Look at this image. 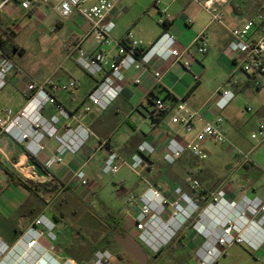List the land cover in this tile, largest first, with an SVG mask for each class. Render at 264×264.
Here are the masks:
<instances>
[{
  "label": "crops",
  "instance_id": "1",
  "mask_svg": "<svg viewBox=\"0 0 264 264\" xmlns=\"http://www.w3.org/2000/svg\"><path fill=\"white\" fill-rule=\"evenodd\" d=\"M96 1L89 0L88 4ZM156 1H158L157 6L155 5ZM56 3L57 0H51L49 4L33 5L30 9H25L22 6V0H10L4 6L0 12L1 22L5 27L14 29L16 32L15 40L21 52L22 47L18 42L22 28L21 21L25 17L31 19L36 15H39L41 19H46L47 14L43 11L44 8L47 9L46 11L49 9L58 12L55 9ZM223 9L225 16L222 24L214 21L211 14L201 8L195 0H118L115 11L116 27L113 30V36L116 39H122L131 31L142 40L144 46H149L164 31H168L175 36L178 47H189L186 57L192 61L191 68L187 70L181 63L163 61L157 57H153L139 69L129 68L122 83L121 94L113 104L107 110L94 109L83 116V124L94 134L85 141L76 153H67L64 162L53 166L45 177H38L33 167L28 164L29 156L24 144L17 142L9 134L0 132V171H5L6 168L13 169L19 174H24L27 171L30 172L29 175L33 179L58 180L74 190L73 173L81 167L92 179L94 190L97 191L99 181L96 177L102 178L99 172L110 149L118 151L127 159H131L137 152L138 145L142 142H148L156 148V151L145 157L142 169H146L150 175L151 173L155 174L153 182L156 188L163 195L172 199L175 197L176 188L180 187L183 190L186 188L187 179L191 177L189 173L195 169V167L191 168V161L195 159L203 161L189 151L185 152L174 164H167L163 158L171 138L190 140L204 124L203 120L198 119L192 132L180 131L178 134L176 133L177 126L171 123L170 110L179 99H184L197 109L206 120L216 122L217 118L222 116L224 131L230 141L245 151H251L249 162L241 163L237 158L238 161L229 164L228 173L231 174V177L237 178V181L232 184L225 177L222 181L223 188L226 190L224 197L232 201L247 194L259 196L264 200V140L258 141V145L250 144L247 135L249 126L257 129L259 120L264 116V106L256 111L249 106L251 108L249 111L252 113L246 118L239 115L234 100L223 110H218L215 106V100L221 90H232L235 94L233 99H235L237 90L246 89L255 80L251 75H246V78L242 77L240 80L233 79L239 70L235 65L234 55L228 47L231 39L229 28L241 26L249 17L264 11V0H231ZM161 10L166 12L165 26L158 23ZM65 19L73 21V27L69 30L66 38L71 55L76 54L78 45L90 53L99 49L95 39L89 34L90 25L83 17L73 13ZM63 22L59 19L57 25L61 26ZM201 32H205L209 43L207 52L203 54L197 52V46L194 43L196 36ZM73 49L75 51L72 52ZM105 50L108 60H111L117 48L110 46ZM20 54L17 55L16 62L27 74L42 84L70 113L76 115L81 113L87 94L95 87L99 78L93 77L92 80L88 79L84 82L79 78L66 81L61 79L58 81L40 80L22 67L18 59ZM213 64L221 66L222 70L227 72L229 76L223 86L217 85L213 89H208L206 77ZM155 72L162 74L161 83L157 82ZM15 74L9 77L7 84L0 92V119L5 116L6 109H11L13 113H17L27 103L24 83L18 82ZM195 75L199 76L198 81L195 80ZM258 78L260 84L257 87L264 88V75ZM73 79L79 80V85L71 91L66 86ZM136 79L140 81L136 82ZM158 98L164 101L167 111L160 119L152 114L155 109V101ZM42 113L46 118L58 115L56 105L51 103L44 106ZM66 123L74 127L77 121L74 117L66 120L60 116L57 127L63 130ZM99 139L106 140V147L96 149ZM207 141L203 143V149ZM59 144L56 138L46 137L41 143V151L33 158L44 167L45 161L57 152ZM253 146L256 148L252 150ZM229 151L231 154H235L232 150ZM209 163L210 165H205V167H213V162L210 161ZM21 165H24V172H21V168H19ZM176 165H180V167L175 168ZM169 170L173 171L174 185L167 184L170 182ZM5 178L4 172H0V236L10 246H14L19 251L23 250L22 238H24V234L32 226L34 220L42 214L55 223L58 233L62 229L65 230L66 227L59 216L47 207H43L37 197L30 204H27L32 191L11 180L10 176L8 184L5 185ZM224 214L223 210L221 212L207 210L202 220L205 224H210L216 219L222 218ZM164 217L167 218L168 216L164 215ZM181 231H184L181 235L186 242L195 241L199 245L204 242V237L198 234L193 227ZM137 233L139 232L136 229L131 231V234L138 239ZM48 241V236H42L30 262H39V264H93L90 260L72 251V243L69 240L59 238L53 241L50 247H48ZM259 255L264 257V249L260 251ZM190 259L195 264L198 262L197 256Z\"/></svg>",
  "mask_w": 264,
  "mask_h": 264
},
{
  "label": "built area",
  "instance_id": "2",
  "mask_svg": "<svg viewBox=\"0 0 264 264\" xmlns=\"http://www.w3.org/2000/svg\"><path fill=\"white\" fill-rule=\"evenodd\" d=\"M10 0H0V12ZM201 8L211 14L214 21L223 24L225 12L223 7L231 0H195ZM51 0H22V6L30 9L33 5L49 4ZM89 0H57L55 9L63 18H68L73 13L83 17L90 25L89 34L95 39L99 49L90 53L81 45L76 49L77 63L92 77H97L98 82L87 94L81 113H70L54 96H52L42 84L27 74L12 58L0 48V92L7 84L12 74L17 76L18 82L24 83V92L27 103L17 113L11 109L5 110V116L0 119V132L12 136L17 142L23 143L27 155L34 157L41 151V143L46 137H54L59 141L57 152L51 155L44 163L47 172L56 164L64 162L67 153H76L85 141L94 133L87 128L82 118L94 109L107 110L120 96L122 83L126 78L129 68L139 69L147 64L153 57L163 61L181 63L189 70L192 61L186 57L189 47L177 46L176 38L168 31H164L149 46H144L141 39L133 32H128L122 39L113 36L116 27V7L118 0H97L88 4ZM158 1L155 5L157 6ZM161 26L166 24V12L161 10L158 20ZM225 26V25H224ZM229 50L234 55V62L238 70L245 75L255 78L257 85L260 84L258 77L264 75V11H260L249 17L241 26L229 28ZM197 52L203 54L208 50V40L205 32L199 33L194 42ZM115 46L117 51L108 60L105 48ZM158 83H161L162 74L155 72ZM195 80L199 76L195 75ZM136 79V82H139ZM79 85V80H71L66 88L71 91ZM235 97L232 90L224 89L218 92L215 106L223 110ZM48 103L56 105L58 115L46 118L42 110ZM165 109L162 99L155 101V110ZM248 110H251L248 107ZM171 123L175 124L176 133L180 131L192 132L195 122L204 121L202 128L190 140L171 138L166 146L163 158L167 164H174L187 151L201 160L207 158L203 149V143L211 140L219 144L230 143L235 147L232 150L239 158V162L247 163L251 160V151H245L233 144L226 135L223 127L224 119L219 116L216 122L203 118L200 112L193 108L186 100L179 99L170 110ZM60 116L69 120L74 117L76 126L66 123L63 130L57 127ZM252 139L264 140V116L259 120L257 129L251 134ZM106 140L99 139L98 147H106ZM256 146L252 147V150ZM156 148L142 142L137 147V152L127 159L118 151L110 149L102 165V173L115 174L124 165L139 174L144 165L146 156H150ZM21 172L24 165H21ZM74 190L83 199L90 198L94 193V183L89 175L80 167L73 173ZM192 190H198V179H187ZM175 197L168 199L162 192L150 185L140 197V209L135 216V229L139 232L138 240L143 245L157 249L159 245L168 242L177 232L192 218L198 210L197 202L182 188L175 190ZM207 208L200 214L199 219L193 224L198 234L204 237V242L198 248L196 256L198 264H214L226 254L227 248L235 243H246L260 254L264 249V200L255 195H242L238 200H227L224 193L213 194ZM207 210L224 211L222 218L210 224L203 222ZM164 215L168 217L165 218ZM48 236V247L57 239L56 225L46 215L36 218L32 226L24 234L22 241L23 250L19 251L10 246L0 236V264H39L30 262L33 252L39 244L42 236ZM32 258V259H31ZM97 264H114L112 255L108 250L98 252Z\"/></svg>",
  "mask_w": 264,
  "mask_h": 264
},
{
  "label": "rangeland",
  "instance_id": "3",
  "mask_svg": "<svg viewBox=\"0 0 264 264\" xmlns=\"http://www.w3.org/2000/svg\"><path fill=\"white\" fill-rule=\"evenodd\" d=\"M46 10L45 8L43 10L47 14L46 19H41L39 15H36L31 19L25 17L21 21L22 28L18 36V42L22 47V52L18 56L20 64L40 80L58 81L61 79L66 81L72 78H79L82 82L88 79L92 80L93 77L77 63V55H71V50H68L66 38L69 30L73 27V21L62 19L63 17L61 18V15L54 10ZM59 19L64 21L61 26L57 25ZM228 76L229 74L222 70L221 66L213 64L206 77L207 88L223 86ZM242 77L246 78V75L239 70L233 79L240 80ZM255 81H252L253 83L246 89L237 90V96L233 99L239 115L243 118L249 117L252 113L247 107L250 106L256 111L264 106V88L257 87ZM261 89L263 91L260 92ZM255 131L253 127L249 126L247 135L250 144L258 145V139L251 138L252 132ZM234 149L235 147L230 143L219 144L208 140L204 146L207 158L203 161L198 159L191 161V168L195 167V169L189 175L199 180L200 187L195 190L197 197H193V190L188 182L184 190L197 202L199 208L168 242L159 245L157 249L144 245L150 258L148 264H195L191 262L190 258L196 256V252L202 244H196L195 241L186 242L181 235L184 231L181 230L193 227L199 215L204 212L212 200L213 194L224 193L225 195L226 190L222 185L225 177L232 184L237 181V178L231 177L227 170L229 164L238 161L237 155L231 154L229 151ZM210 161L213 162V167H205V165H210ZM179 167L180 165L175 166V168ZM0 172H4L5 185H7L9 174L3 170ZM25 173H20V175L31 180L30 185L33 189L27 204L37 197L41 205L56 213L67 228L62 229L59 233L56 230V240L59 238L69 240L72 243V251L90 260L93 264H97L98 252L105 250H108L112 255L114 264H140L127 252H123L115 243L104 249H98L97 246L104 236H109L112 230L109 224L110 219L118 221L117 231L131 233L135 229L134 218L140 209V197L148 186L156 187L153 182L155 174L151 173L150 175L146 169H141L137 174L126 165L122 166L115 174H104L100 169L99 173L102 178L96 177L99 181L97 191L90 198L83 199L69 185L58 180L33 179L29 175L30 172L26 171ZM172 174L173 171L169 170L170 182L167 184L174 185ZM109 213H111L110 217H108ZM197 261L199 262V260ZM214 264H264V257L246 243H235L229 246L226 254Z\"/></svg>",
  "mask_w": 264,
  "mask_h": 264
},
{
  "label": "trees",
  "instance_id": "4",
  "mask_svg": "<svg viewBox=\"0 0 264 264\" xmlns=\"http://www.w3.org/2000/svg\"><path fill=\"white\" fill-rule=\"evenodd\" d=\"M16 32L12 27H5L0 19V48L16 62L17 55L21 53V49L18 47V44L15 40ZM167 113L166 108L162 111H156L153 110L152 114L157 116V119H160ZM6 173L9 174L11 180H14L16 183L24 187L25 189L32 191L33 189L31 187V181L24 176H21L19 173H17L15 170H11L10 168H6ZM193 197H197L196 191H192ZM111 216V213H109L108 217ZM110 228H112L109 236H104L100 242V244L97 246L98 249H104L109 248L113 243L117 244L115 240L113 239V231H117V225L118 221L116 219H110L109 220ZM120 232V231H119ZM123 252H125L121 247H119ZM120 258H123L122 256H119Z\"/></svg>",
  "mask_w": 264,
  "mask_h": 264
},
{
  "label": "water",
  "instance_id": "5",
  "mask_svg": "<svg viewBox=\"0 0 264 264\" xmlns=\"http://www.w3.org/2000/svg\"><path fill=\"white\" fill-rule=\"evenodd\" d=\"M28 164L33 167L34 172L38 177H45L48 175V172L45 170L42 164L33 157H29ZM112 234L117 245L134 259H136L140 264L149 263L150 258L144 248V245L135 236L129 232L119 231H113Z\"/></svg>",
  "mask_w": 264,
  "mask_h": 264
}]
</instances>
